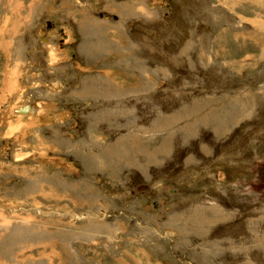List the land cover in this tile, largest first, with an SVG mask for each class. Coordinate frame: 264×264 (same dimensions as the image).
<instances>
[{"label":"rangeland","instance_id":"1","mask_svg":"<svg viewBox=\"0 0 264 264\" xmlns=\"http://www.w3.org/2000/svg\"><path fill=\"white\" fill-rule=\"evenodd\" d=\"M0 31V264H264V0H0Z\"/></svg>","mask_w":264,"mask_h":264},{"label":"crops","instance_id":"2","mask_svg":"<svg viewBox=\"0 0 264 264\" xmlns=\"http://www.w3.org/2000/svg\"><path fill=\"white\" fill-rule=\"evenodd\" d=\"M4 57H5V56H4ZM5 58H8V56L5 57ZM5 58H4V59H5ZM13 68H14V66H13ZM13 68L10 67V69H9V73H11L13 83H15V77H14V76H15V73H14ZM3 76H4V79H5V83H4V81H3V83L5 84V87L3 88L2 93H4V92L6 91V89L9 88V87H8L9 84L12 83V81L9 79L10 76H6V75H3ZM5 76H6V77H5ZM13 86H14V84H13ZM4 89H5V90H4ZM7 91H9V90H7Z\"/></svg>","mask_w":264,"mask_h":264},{"label":"trees","instance_id":"3","mask_svg":"<svg viewBox=\"0 0 264 264\" xmlns=\"http://www.w3.org/2000/svg\"><path fill=\"white\" fill-rule=\"evenodd\" d=\"M264 167V166H263ZM258 172H259V169L257 168V171H256V178H257V176H258ZM252 173H253V171H252ZM252 176H253V174H252Z\"/></svg>","mask_w":264,"mask_h":264},{"label":"flooded vegetation","instance_id":"4","mask_svg":"<svg viewBox=\"0 0 264 264\" xmlns=\"http://www.w3.org/2000/svg\"><path fill=\"white\" fill-rule=\"evenodd\" d=\"M60 32V35L63 34L62 30L59 31ZM64 35V34H63Z\"/></svg>","mask_w":264,"mask_h":264},{"label":"bare ground","instance_id":"5","mask_svg":"<svg viewBox=\"0 0 264 264\" xmlns=\"http://www.w3.org/2000/svg\"><path fill=\"white\" fill-rule=\"evenodd\" d=\"M13 28V27H12ZM1 32V31H0ZM10 74V73H9ZM23 110L20 109V112H22ZM25 112V111H24ZM2 261V260H1ZM4 263V262H3Z\"/></svg>","mask_w":264,"mask_h":264}]
</instances>
